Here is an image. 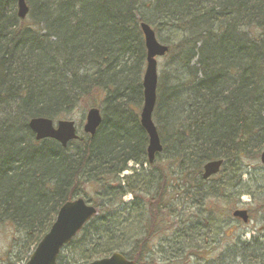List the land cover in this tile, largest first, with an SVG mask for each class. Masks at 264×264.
Masks as SVG:
<instances>
[{
  "label": "trees",
  "instance_id": "1",
  "mask_svg": "<svg viewBox=\"0 0 264 264\" xmlns=\"http://www.w3.org/2000/svg\"><path fill=\"white\" fill-rule=\"evenodd\" d=\"M25 1L29 14L22 20L18 0H0V226L21 236L11 250L28 252L20 259L25 264L60 209L83 198L97 215L63 249L59 264H88L114 253L137 264H158L150 243L169 230L164 213L174 200L168 197L203 189L208 162L223 160L228 177L244 160L258 162L264 151V0ZM143 23L158 40L165 29L177 38L162 39L176 82L159 78L154 122L163 152L153 164L140 121ZM80 108L100 109L103 122L94 137L84 134L67 148L53 140L37 142L28 127L31 119L54 121ZM131 163L149 167L148 177L122 176ZM177 172L181 185L174 187ZM246 173L239 172L240 182ZM127 194L145 232L121 243L117 214L128 207ZM218 205L208 210L215 218L223 215ZM223 238L218 231L213 248L184 233L160 264H264L259 239ZM66 249L70 257L63 255Z\"/></svg>",
  "mask_w": 264,
  "mask_h": 264
},
{
  "label": "rangeland",
  "instance_id": "2",
  "mask_svg": "<svg viewBox=\"0 0 264 264\" xmlns=\"http://www.w3.org/2000/svg\"><path fill=\"white\" fill-rule=\"evenodd\" d=\"M173 35L174 34L171 33L170 30L165 29L161 32L160 36L162 38L159 40L162 44V39L167 40L169 43H173V41L177 39L175 37L173 38ZM170 65L169 58L166 56L158 60L159 78L164 74L167 85H173V83L176 82V74L171 69ZM88 110L89 109H76L69 116H62L60 119L54 120V122L57 124L59 120L73 121L75 122L79 135L83 136ZM258 160V162L244 160L242 162L243 164L239 165L240 171L247 172L242 177L241 182L238 179L240 171L234 174L230 173V176L226 177L227 174L229 175L228 170H231L230 167L227 166L228 173L226 175H224L226 173L224 169L219 176L209 180L207 185L200 191L193 190L188 194L182 195H177L178 192H176L168 197L172 201L174 200L169 206L170 209L164 213L165 222L163 225L166 226L165 229L169 230L155 237L150 243L153 256L158 257L156 258L159 262L158 264H160L162 255L169 256L179 246L178 243L182 242L180 237L184 233H188L192 237L200 238L201 240L211 243L213 248L216 247L214 240H216L218 231L223 232L224 243L228 236H233L232 240L239 239L247 243H251L254 239L258 238L264 245V166L261 164L260 158H258ZM162 162L164 163L163 160ZM165 165L166 164H164V166ZM128 169L129 171L125 172L122 176H132L136 172L142 174L147 172L145 175V178H147L148 174L151 172L149 167H143L142 170L140 166L132 163L129 164ZM173 178L178 181L175 180L173 186L174 184L175 186L181 185L178 172ZM227 184H230L231 189L224 190L223 193L219 192V189H222V187L224 188V185L226 186ZM235 184L236 186L233 188L232 186ZM174 191H176V189ZM178 191L185 192L184 189H179ZM212 192L215 196L214 198H210L211 200L204 198V202L201 201L204 195H213L211 194ZM134 200L132 195L127 194L123 198V201L128 207H125L122 213L118 211L117 214L118 222H121L123 225V236L119 239L121 243L122 239L126 241L127 238L134 240L145 232L141 220L142 214L132 205ZM229 200L232 203L230 206L228 204ZM234 201L236 203H233ZM216 203L219 204L218 209L223 212L222 217L215 218L212 213H208V210H213ZM90 204L92 203L90 202ZM237 210H246L249 213L250 222L247 225H244L240 219H233L232 212ZM144 216L145 214L143 213V217ZM228 216H230V218H228ZM188 219L194 220V222L188 224V227L185 226L186 228L179 226L180 221H186ZM177 224L178 226H176ZM194 225H197L196 229H194ZM175 232H177V234ZM120 234H122V232ZM20 237V234H15L14 228L9 225L0 226V264H9L10 260L13 264H24L21 260L27 256L28 252L19 254L21 247H18L17 250L14 249V251L11 250L13 239H19ZM118 237L121 236L118 235ZM16 243L20 245V241H16ZM223 247L226 246L223 245ZM71 253V249H66L63 255L70 257Z\"/></svg>",
  "mask_w": 264,
  "mask_h": 264
},
{
  "label": "water",
  "instance_id": "3",
  "mask_svg": "<svg viewBox=\"0 0 264 264\" xmlns=\"http://www.w3.org/2000/svg\"><path fill=\"white\" fill-rule=\"evenodd\" d=\"M29 8L25 0H18V17L26 19ZM141 31L145 40L147 51L146 69L143 77L144 104L140 114L141 126L149 137L147 155L149 163H154L156 156L163 152V146L159 137L157 127L153 120V115L157 103L158 89V60L165 57L169 52V47L161 44L154 29L148 24H141ZM101 112L97 108L87 112L84 133L94 137L102 124ZM29 129L35 135L38 142L53 140L63 148H67L69 143L77 141L79 135L77 127L73 121H59L55 126L54 122L48 118H34L29 122ZM260 161L264 166V152L260 156ZM224 161L216 160L204 165L203 179L208 180L217 176ZM97 209L85 201L83 198L66 203L59 211L56 221L50 231L29 258L26 264H58V257L62 249L70 244L73 239L84 229V227L96 216ZM233 217L242 220L245 224L249 222V215L246 210H237ZM89 264H137L127 260L122 254L113 255L96 260Z\"/></svg>",
  "mask_w": 264,
  "mask_h": 264
},
{
  "label": "flooded vegetation",
  "instance_id": "4",
  "mask_svg": "<svg viewBox=\"0 0 264 264\" xmlns=\"http://www.w3.org/2000/svg\"><path fill=\"white\" fill-rule=\"evenodd\" d=\"M258 239V238H257Z\"/></svg>",
  "mask_w": 264,
  "mask_h": 264
}]
</instances>
